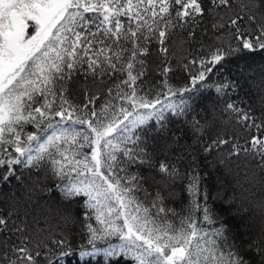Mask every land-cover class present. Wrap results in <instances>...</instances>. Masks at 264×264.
I'll return each instance as SVG.
<instances>
[{"label": "snow or ice", "instance_id": "snow-or-ice-1", "mask_svg": "<svg viewBox=\"0 0 264 264\" xmlns=\"http://www.w3.org/2000/svg\"><path fill=\"white\" fill-rule=\"evenodd\" d=\"M234 5L236 0H0V148L13 145L19 157H26L10 163L38 167L47 157L54 177L64 181L71 176L58 185L63 197L69 203L87 197L84 206L105 225L102 229L84 225L88 243L111 236L122 242L104 249L106 255H129L134 264H249L245 248L252 244L229 243L233 230L226 219L228 209L216 211L209 205V193L193 167V152L210 154L230 145L231 151L220 155L232 157L255 149L253 155L260 156L264 169V135L251 133L252 129L264 133V118L257 123L250 110L231 101L223 109L234 114L251 149H241L243 136L236 133L209 136L206 142L198 136L194 143L199 148L193 149L175 138L170 142L164 138L161 145L153 137L149 143L134 131L152 118L164 121L168 111L182 115L187 106L186 101L179 106L161 104L160 93L156 98L141 94L148 71L147 45L153 40L159 44L162 59L157 70L162 75L173 71L167 43L173 30L186 34L182 43H200L210 59L194 57L189 62L204 69L194 82L213 70L208 64L219 65L229 56L247 60L257 50L264 52V0ZM120 17H128L129 23ZM183 67L188 70L189 64ZM231 86L218 85L217 92ZM74 91L83 96L82 104L72 101ZM53 117L60 118L57 124L67 119L80 128L52 132L31 154L28 143L41 138L29 133L21 140L23 123L50 129ZM206 127L197 121L193 131L203 133ZM85 147L90 152L81 151ZM161 151L164 159L159 158ZM219 163L225 164V159ZM133 166L147 169V174L130 171ZM184 180L186 185H177ZM176 187L188 193L186 215L166 206V200L178 197ZM149 188L154 193L149 194ZM64 220L71 222L73 217L69 213ZM205 223L218 226L207 230L201 226ZM26 230L23 222L10 223L0 214V264H62L69 254L66 237L34 242ZM257 250L259 264H264V246Z\"/></svg>", "mask_w": 264, "mask_h": 264}, {"label": "trees", "instance_id": "trees-1", "mask_svg": "<svg viewBox=\"0 0 264 264\" xmlns=\"http://www.w3.org/2000/svg\"><path fill=\"white\" fill-rule=\"evenodd\" d=\"M248 2L249 0H236L234 7L239 4H248ZM120 19L125 25L129 23L126 18ZM185 35L179 30H173L167 42L169 63L173 69L167 75H162L157 70V65H160L162 59L158 56V41L153 40L147 45L150 49V54L146 57L148 71L147 76L142 78L141 84L144 89L141 94L156 98L157 93H160L161 104L172 103L179 106L182 101H186L187 106L183 114L178 116L168 111L165 113L164 121L158 122L152 118L134 131L149 143H152L153 137H157L161 145L165 143L164 138H169V142L175 138L181 145H191L193 149L199 148V144L194 143L198 136L206 142L209 136L226 137L236 133L243 136L239 141L241 149H251V145L245 143L248 134L237 125L234 114L225 113L223 109L231 101L241 109L250 110L251 114L257 118V123L264 118V52L257 50L247 60L236 61L234 57L229 56L219 65L208 64L207 66L213 70L206 72L202 81L194 82L193 77L204 69L199 63L193 65L189 62L194 57H203L205 61H208L210 54L200 47L199 42L182 43ZM204 43L209 42L204 41ZM185 63L189 64L188 70L183 67ZM223 84L234 86L226 87L223 93H218L217 86ZM37 99L41 98L37 97ZM71 99L74 103H83V96L78 92L74 91ZM103 103V100L99 101L96 105L97 109ZM177 110L179 111V108ZM59 120V117H53L51 121L53 127L44 130L38 129L35 124L23 123L21 140H25L29 133H35L41 138L28 143L31 154H36L39 143L52 132H58L65 127L69 130L80 128V125L67 119L57 124ZM197 121L200 125L207 126L203 133H194L193 124ZM251 133L258 136L264 135V133L256 132L255 129H252ZM5 135L7 137L8 134ZM81 151L90 152V149L85 147ZM228 151H231L230 145L221 146L219 150L210 154L202 151L193 152L196 156L193 167L201 176L202 189H206L209 193V205L216 211L228 209L226 219L233 230L229 234V243L238 244L240 240H243L246 244H252L251 248H245L244 258L249 261V264H259L261 257L257 247L264 246V169L260 166V156L253 155L255 149H251L247 154L241 151L232 157L226 155L221 157V153ZM18 157L19 154L15 152L13 145L3 144L0 148V161H3L0 163V214L8 216L10 223L23 222L27 225L25 235L32 237L34 242L48 240L49 237L56 239L66 237L69 247L65 248V251L69 254L62 258V264H134L129 255L108 256L105 254L104 249H107L109 245L122 243L118 236L97 239L93 244L88 243L89 233L84 225L92 224L99 229L104 228L105 225L99 224L95 219L94 211L84 206L87 197L81 195L74 198L71 203L63 197L58 185L67 183L71 176L64 181L54 177L47 157L38 167L26 166L24 163H10ZM25 158L19 157L21 160ZM159 158L164 159L162 151ZM220 158L225 159V164L219 163ZM177 166L184 171L183 165ZM130 171L147 174V169H137L134 166L130 168ZM74 175L75 173H72V176ZM5 176L8 179L5 180ZM176 183L186 185L187 181ZM145 187L148 188V185ZM175 190L179 193L178 197L166 200V206L186 215L188 193L180 192L179 187ZM154 191L149 188V194ZM217 194L221 198L213 199L212 197ZM140 196L141 199L144 198L143 193ZM197 199L199 200L200 197L198 196ZM224 201H231V203L225 204ZM69 213L73 220L66 223L64 217ZM85 213H91V215L86 216ZM196 215L198 219H202L199 210ZM220 215L225 213L220 212ZM168 218L174 219L171 214ZM118 223H122V220ZM201 226L210 230L218 225L205 223ZM82 251L89 252L91 255L81 257Z\"/></svg>", "mask_w": 264, "mask_h": 264}, {"label": "rangeland", "instance_id": "rangeland-1", "mask_svg": "<svg viewBox=\"0 0 264 264\" xmlns=\"http://www.w3.org/2000/svg\"><path fill=\"white\" fill-rule=\"evenodd\" d=\"M133 2L135 3V0H133ZM120 18H126V20H128V17H120ZM31 23H32V22H29V25H30V32L34 31V28H31Z\"/></svg>", "mask_w": 264, "mask_h": 264}]
</instances>
